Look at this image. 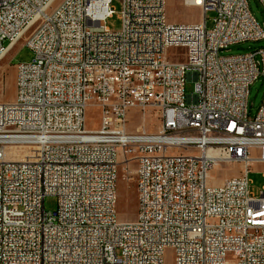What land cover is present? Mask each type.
Listing matches in <instances>:
<instances>
[{
    "label": "built area",
    "instance_id": "2783aa9c",
    "mask_svg": "<svg viewBox=\"0 0 264 264\" xmlns=\"http://www.w3.org/2000/svg\"><path fill=\"white\" fill-rule=\"evenodd\" d=\"M119 1L111 31L112 0H0V60L16 31H30L33 54L0 103V264H164L167 248L170 264H264V190L252 196L247 178L264 163V90L248 116L264 47L220 56L264 39L263 26L247 0H184L201 10L191 24L169 22L166 0ZM132 108L155 111L157 129L128 130ZM219 163L241 174L214 184ZM119 166L135 179L133 221L117 217Z\"/></svg>",
    "mask_w": 264,
    "mask_h": 264
},
{
    "label": "rangeland",
    "instance_id": "374dc122",
    "mask_svg": "<svg viewBox=\"0 0 264 264\" xmlns=\"http://www.w3.org/2000/svg\"><path fill=\"white\" fill-rule=\"evenodd\" d=\"M60 0H57L59 2ZM248 7L255 21L263 26L264 12L258 0H247ZM198 4V3H197ZM112 16L109 17L105 26L111 31H118L121 27L120 19V1L112 0ZM166 16L172 23H196L202 18L201 10L198 7L188 5L184 0H166ZM213 11H207V27L211 26ZM24 39L13 44L8 52L0 61V103H11L16 96V68L18 63L31 60L33 54L29 47L25 45ZM264 47V39L258 41H244L239 44L231 45L228 49L220 52V56L242 54L258 48ZM178 49H170V52ZM264 90V77L259 76L254 80L248 90V116L252 118L259 108ZM184 93L186 95L194 93V79L187 76L184 84ZM99 124V109L93 105H88L85 111V128L95 129ZM143 124L148 132H154L157 129L159 121L155 111L146 110L144 113L138 108H132L126 116V128L134 130L137 126ZM256 154V153H254ZM264 163H252L247 173L249 180V192L257 197L260 191L264 190ZM241 174V165L238 163H219L210 170L211 181L218 184L221 180ZM122 166L117 169L116 176V213L119 220L133 221L137 211V194L135 190V179L133 174L127 175ZM57 199L55 196H46L44 198L45 211H53L56 208ZM173 258V252L170 248L165 249L163 255L164 264H170Z\"/></svg>",
    "mask_w": 264,
    "mask_h": 264
},
{
    "label": "bare ground",
    "instance_id": "6f19581e",
    "mask_svg": "<svg viewBox=\"0 0 264 264\" xmlns=\"http://www.w3.org/2000/svg\"><path fill=\"white\" fill-rule=\"evenodd\" d=\"M196 1L198 4L201 3V0H196ZM41 13L43 15H55V13H56L55 1H45L44 4L41 6ZM26 34H28V37L24 40V42H25V45H27L29 47V45L31 44L30 31H16V34L14 37V44L17 41L24 39V36ZM208 153L210 154V152H208ZM241 170H242V168H241Z\"/></svg>",
    "mask_w": 264,
    "mask_h": 264
}]
</instances>
